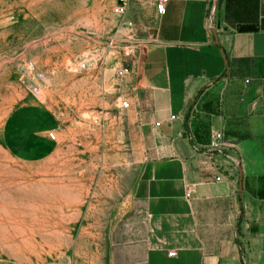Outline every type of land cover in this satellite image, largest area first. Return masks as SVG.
Listing matches in <instances>:
<instances>
[{
  "label": "crops",
  "instance_id": "crops-1",
  "mask_svg": "<svg viewBox=\"0 0 264 264\" xmlns=\"http://www.w3.org/2000/svg\"><path fill=\"white\" fill-rule=\"evenodd\" d=\"M159 1L132 0L125 13L152 21L150 46L115 88L128 106L105 115L129 149L118 163L132 184L86 194L106 197L87 201V227L104 229L88 236L87 264H264V0H166L162 14ZM218 131L238 159L220 181L208 149ZM53 132L63 135L47 109L22 107L3 140L44 161L60 144ZM84 203L72 199L78 218Z\"/></svg>",
  "mask_w": 264,
  "mask_h": 264
},
{
  "label": "rangeland",
  "instance_id": "rangeland-1",
  "mask_svg": "<svg viewBox=\"0 0 264 264\" xmlns=\"http://www.w3.org/2000/svg\"><path fill=\"white\" fill-rule=\"evenodd\" d=\"M115 6L0 0V264H87L89 234L104 232L87 227V201L106 197L86 194L132 184L130 172L120 179L118 163L129 149L105 115L124 109L115 88L150 46L144 26L152 21L117 16ZM31 106L47 109L63 129L61 138L53 132L60 144L44 161L13 155L3 140L8 116ZM77 198L85 199L80 218L72 211ZM95 246L98 256L103 245Z\"/></svg>",
  "mask_w": 264,
  "mask_h": 264
},
{
  "label": "built area",
  "instance_id": "built-area-1",
  "mask_svg": "<svg viewBox=\"0 0 264 264\" xmlns=\"http://www.w3.org/2000/svg\"><path fill=\"white\" fill-rule=\"evenodd\" d=\"M132 0H116V6L113 9V12L117 16L124 15L131 3ZM166 0H160L158 3H156V11L159 14H162L164 11V4ZM126 72V70H125ZM128 106L127 103H124L122 107L126 109ZM49 138L51 140H54V134L50 133ZM232 146L227 140V138L224 136V134L220 131L215 132L210 140V143L208 145L209 152L213 154V165L218 171V175L215 178L216 181H220L221 177L223 176V172L231 171L238 165V159L233 154L230 153L232 150ZM221 161H226V164H221ZM230 162L227 163V162ZM229 173V172H227ZM186 197H189V193L186 194ZM169 256H174V252L168 253Z\"/></svg>",
  "mask_w": 264,
  "mask_h": 264
},
{
  "label": "water",
  "instance_id": "water-1",
  "mask_svg": "<svg viewBox=\"0 0 264 264\" xmlns=\"http://www.w3.org/2000/svg\"><path fill=\"white\" fill-rule=\"evenodd\" d=\"M249 30H252V28H250V27H241V28H239V31H249Z\"/></svg>",
  "mask_w": 264,
  "mask_h": 264
}]
</instances>
